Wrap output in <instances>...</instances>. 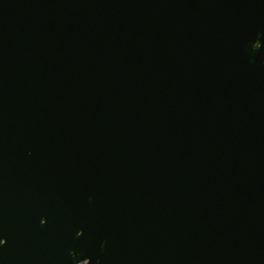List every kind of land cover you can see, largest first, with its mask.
I'll use <instances>...</instances> for the list:
<instances>
[{
	"label": "water",
	"instance_id": "water-1",
	"mask_svg": "<svg viewBox=\"0 0 264 264\" xmlns=\"http://www.w3.org/2000/svg\"><path fill=\"white\" fill-rule=\"evenodd\" d=\"M0 264H264V0H0Z\"/></svg>",
	"mask_w": 264,
	"mask_h": 264
}]
</instances>
